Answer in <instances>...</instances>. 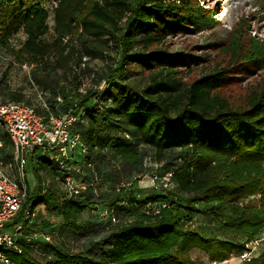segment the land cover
Listing matches in <instances>:
<instances>
[{
	"label": "trees",
	"instance_id": "1",
	"mask_svg": "<svg viewBox=\"0 0 264 264\" xmlns=\"http://www.w3.org/2000/svg\"><path fill=\"white\" fill-rule=\"evenodd\" d=\"M25 1L0 0V43L16 62L43 66L47 73L38 80L61 96L62 109L53 105L51 112L40 111L22 95L0 101L24 103L46 120L72 110L78 117L72 131L80 136L94 178L81 180L89 186L84 196L70 195L66 189L60 196L45 186L41 171L59 175L64 186L72 176L75 154L79 158L84 152L77 145L67 168H61L37 150L29 161H36L38 186L27 193L8 227L28 226L33 217L24 213L29 210L58 213L64 229L78 230L80 215L91 206L102 210L108 222L98 227L103 234L97 241L103 247L95 254L51 249L48 254L53 257L40 260L28 249L35 240H17L22 252L5 253L15 264H193L189 253L195 248L205 251L213 263L241 255L247 242L264 233V88L236 106L222 95L231 80L229 68L218 66L188 83L166 46L170 37L188 32V26L200 32L216 27L219 20L198 0ZM51 14L54 39L49 41ZM233 31L224 47L232 64L241 59L264 69V40L251 37L245 49L239 27ZM19 32L26 39L15 46L10 39ZM73 40L79 44H70ZM108 40L115 42V56ZM105 57L113 62L107 67L109 75L99 79V84L105 82L100 90L82 94L77 73L71 88L51 74L80 67L85 58ZM133 65L148 73L145 85L130 79ZM2 142L0 148L9 144L15 157L8 133ZM148 156L164 162L166 175H171L173 186L165 195L145 197L144 191L138 195L126 185L143 171ZM258 193L259 204L243 202ZM200 207L209 211L210 225L216 221L213 233L202 225L186 226L195 222ZM245 264H264V250Z\"/></svg>",
	"mask_w": 264,
	"mask_h": 264
},
{
	"label": "rangeland",
	"instance_id": "2",
	"mask_svg": "<svg viewBox=\"0 0 264 264\" xmlns=\"http://www.w3.org/2000/svg\"><path fill=\"white\" fill-rule=\"evenodd\" d=\"M33 1L26 0L25 2L32 4ZM193 2H196V0H193ZM198 2L203 9H206L207 12H212L213 17L219 20L217 26L200 32L188 26V32L170 37L166 46L171 50L172 59L180 70L181 77L188 83L211 72L218 66L229 68L228 73L231 80L222 89V95L228 97L236 106L242 105L251 92L264 88V69H256L241 59L238 60V65L232 64L231 56L224 47L230 41L235 27H239L242 33L245 49H248L251 45L249 43L251 37L257 36L264 40V0H198ZM224 8L230 12V15L225 19L220 16ZM52 16L51 14L48 20L50 31L47 39L49 41L54 39L52 29L54 21ZM25 39V34L19 32L10 41L15 46H20ZM107 42L111 56H115L117 53L115 42L113 40H108ZM70 44L77 46L79 43L73 40ZM51 59L54 63L56 62V57ZM112 62L108 57L85 58L80 67L58 69L55 72L52 71L51 74L58 83L71 88L76 84L74 76L77 73L81 82L80 92L85 94L89 89L100 90L105 86V82L100 84L98 82L100 78H106L109 75L107 67ZM131 71L132 76L130 79L139 85L143 86L148 82V73L143 71L141 67L133 65L131 66ZM46 73L42 65H22L16 62L0 43V100H11L15 95H22L24 102L31 103L40 111L51 112L53 105L62 109L61 96L54 91L44 89L43 84H40L38 80L39 77H44ZM56 81L51 84L57 85ZM4 133L7 132L0 124V140L2 141ZM78 147L82 148L83 152L85 151V147L82 144H79ZM12 152L7 143L3 150L0 148V163L4 164L7 172L16 180L21 181L23 176H25L24 184L27 187L28 195H31L38 186V178L35 175L36 161H29L24 169H20L15 157H12ZM85 155L86 152L78 158L75 154L74 160L76 163L74 164V169L70 172L77 180L90 182L94 178V174L85 163ZM163 164L164 162H158L152 156H148L145 159L143 171L136 173L126 185L128 188L135 190L138 195L139 190L144 191L145 197L152 193L165 195L166 190H169L173 184L168 181L169 176L166 175ZM41 174L47 188L57 191L60 196L66 193L59 175L48 174L44 171H41ZM132 182L133 184L131 185ZM260 200L261 194L258 193L248 197L243 202L245 204L250 202L249 204L256 205L260 203ZM210 220L209 211L200 207L196 213L195 222L192 224L186 223V226L196 228L198 225H202L213 233L214 229L216 230V221L213 222V225H210L212 224ZM78 221L80 222L78 230L64 229V221L60 214L36 211L35 216L29 220L28 226L22 223L8 228L12 233H16L20 243H25V240L28 243L35 240L32 245H28V249L33 256L40 260H47L48 250L51 249L87 255L97 253L103 247V243L97 241L103 234L98 231V227L103 222H108V219L103 215L102 210L94 209V206H91L80 215ZM47 224L49 226L46 227ZM27 230L32 233L27 234ZM42 234H49L51 237L50 241L43 242L37 239ZM216 234L223 236L222 230H217ZM96 241L97 243L94 245ZM263 250L264 242L255 251V256L256 253L259 256ZM189 257L193 264L241 263L237 254H233L226 261L213 263L210 261L208 254L199 248L192 249Z\"/></svg>",
	"mask_w": 264,
	"mask_h": 264
},
{
	"label": "built area",
	"instance_id": "3",
	"mask_svg": "<svg viewBox=\"0 0 264 264\" xmlns=\"http://www.w3.org/2000/svg\"><path fill=\"white\" fill-rule=\"evenodd\" d=\"M77 120L78 117L72 110L61 117L46 120L33 107L24 103L0 101V124L14 144L15 160L20 169H24L29 162V157L37 150L44 155H49L51 160L61 168H67L72 159V151L81 144L80 136L72 131ZM2 145L3 142L0 140V147ZM24 180L25 176L21 181L13 178L4 164L0 163V264H15L5 253V249L22 252L17 244L16 233L8 231V224L18 215L27 198L28 192ZM64 186L67 192L74 196L85 194L89 188L87 183L72 176L66 177ZM24 214L26 218L35 216V213L29 210H26ZM104 214L107 215L108 212L105 211ZM112 219L116 221V218ZM37 239L48 242L51 237L49 234H42ZM262 242H264V235L247 242L246 250L239 255L240 264L250 262L256 257L255 251ZM48 257L52 258L53 254L49 253Z\"/></svg>",
	"mask_w": 264,
	"mask_h": 264
},
{
	"label": "bare ground",
	"instance_id": "4",
	"mask_svg": "<svg viewBox=\"0 0 264 264\" xmlns=\"http://www.w3.org/2000/svg\"><path fill=\"white\" fill-rule=\"evenodd\" d=\"M227 4H228V1H227ZM229 15H230V12H229L228 10H226V8L222 9V11H221V15H220V16H221L223 19L227 18ZM78 152H79V151H78Z\"/></svg>",
	"mask_w": 264,
	"mask_h": 264
},
{
	"label": "crops",
	"instance_id": "5",
	"mask_svg": "<svg viewBox=\"0 0 264 264\" xmlns=\"http://www.w3.org/2000/svg\"><path fill=\"white\" fill-rule=\"evenodd\" d=\"M8 231H10V230H8ZM11 232V231H10Z\"/></svg>",
	"mask_w": 264,
	"mask_h": 264
}]
</instances>
